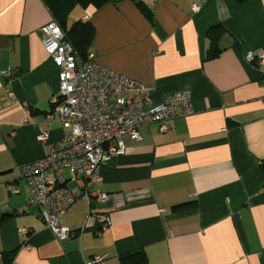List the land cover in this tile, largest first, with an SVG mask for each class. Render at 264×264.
I'll return each instance as SVG.
<instances>
[{
  "label": "crops",
  "instance_id": "obj_1",
  "mask_svg": "<svg viewBox=\"0 0 264 264\" xmlns=\"http://www.w3.org/2000/svg\"><path fill=\"white\" fill-rule=\"evenodd\" d=\"M139 1L78 11L95 29L90 53L150 85L154 102L190 89L194 112L106 152L88 187L108 194L90 204L109 226L98 234L79 198L59 238L27 204L18 169L67 131L47 119L58 68L40 29L53 16L43 0H0V70L13 72L0 76V264H264V69L245 59L264 49V0Z\"/></svg>",
  "mask_w": 264,
  "mask_h": 264
},
{
  "label": "built area",
  "instance_id": "obj_2",
  "mask_svg": "<svg viewBox=\"0 0 264 264\" xmlns=\"http://www.w3.org/2000/svg\"><path fill=\"white\" fill-rule=\"evenodd\" d=\"M199 9L193 4V12ZM40 33L48 58L58 68V90L50 98L47 119L57 118L67 131L48 153L19 165L29 190L26 202L38 208L37 215L47 228L64 238L71 230L63 219L69 208L84 198L87 216L99 234L109 226V218L90 200L105 203L108 194L99 188L90 189L88 182L98 179L96 170L105 153H123L124 137L140 139L143 125L157 123L160 131L167 132L171 119L194 112L192 93L188 88L180 89L154 102L150 85L101 64L93 53L82 58L54 18L41 27ZM245 59L264 69V49L247 51ZM12 73L0 70L2 77ZM261 87L264 89V75ZM46 139L47 133L38 135L40 142ZM27 232V228L22 229L23 234ZM105 256L94 255L86 264L99 263Z\"/></svg>",
  "mask_w": 264,
  "mask_h": 264
},
{
  "label": "trees",
  "instance_id": "obj_3",
  "mask_svg": "<svg viewBox=\"0 0 264 264\" xmlns=\"http://www.w3.org/2000/svg\"><path fill=\"white\" fill-rule=\"evenodd\" d=\"M49 8L53 18L61 26L66 39L71 43L74 50L82 57L86 58L90 53V46L94 38L95 29L92 23L86 19L77 18L70 25L66 22L75 9L84 10L87 7L100 8L107 3H115L122 0H43ZM137 6H140L139 0H132ZM238 2L243 0H237ZM209 34V33H208ZM210 44L216 45V39L210 37ZM218 44V43H217ZM215 51L209 56L218 53ZM179 206V205H176Z\"/></svg>",
  "mask_w": 264,
  "mask_h": 264
},
{
  "label": "rangeland",
  "instance_id": "obj_4",
  "mask_svg": "<svg viewBox=\"0 0 264 264\" xmlns=\"http://www.w3.org/2000/svg\"><path fill=\"white\" fill-rule=\"evenodd\" d=\"M78 11H79V9H75V10L71 13V15L69 16V18L67 19L66 22H67L69 25L77 19V17H78Z\"/></svg>",
  "mask_w": 264,
  "mask_h": 264
}]
</instances>
